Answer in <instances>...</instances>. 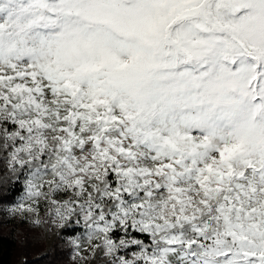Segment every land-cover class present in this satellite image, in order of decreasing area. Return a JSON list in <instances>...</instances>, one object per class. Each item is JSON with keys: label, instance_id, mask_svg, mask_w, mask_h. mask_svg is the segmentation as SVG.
Here are the masks:
<instances>
[{"label": "snow or ice", "instance_id": "snow-or-ice-1", "mask_svg": "<svg viewBox=\"0 0 264 264\" xmlns=\"http://www.w3.org/2000/svg\"><path fill=\"white\" fill-rule=\"evenodd\" d=\"M0 164L73 262L264 264V0H0Z\"/></svg>", "mask_w": 264, "mask_h": 264}, {"label": "trees", "instance_id": "trees-1", "mask_svg": "<svg viewBox=\"0 0 264 264\" xmlns=\"http://www.w3.org/2000/svg\"><path fill=\"white\" fill-rule=\"evenodd\" d=\"M7 171L10 170L0 164V176ZM21 194L22 189L17 187L16 180L0 186V264H18L21 253V264H80L79 261L73 262V248L66 243V238L56 237L47 251L41 249V235L35 227L9 214L8 210Z\"/></svg>", "mask_w": 264, "mask_h": 264}, {"label": "rangeland", "instance_id": "rangeland-1", "mask_svg": "<svg viewBox=\"0 0 264 264\" xmlns=\"http://www.w3.org/2000/svg\"><path fill=\"white\" fill-rule=\"evenodd\" d=\"M10 180H16V179L11 174L10 171H7L2 176H0V186L5 185ZM41 215H43V211L41 212ZM34 229L37 230L38 234L41 235V239H39L40 248L46 249L47 251L51 247L53 241L55 240L57 236L55 234H50L49 231L45 229L44 227H35ZM22 260H23V255L21 253L18 257V264H21ZM91 264H102V258L92 260Z\"/></svg>", "mask_w": 264, "mask_h": 264}]
</instances>
